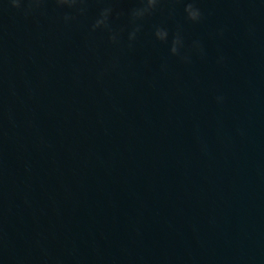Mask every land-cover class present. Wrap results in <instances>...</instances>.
Here are the masks:
<instances>
[{"label": "water", "instance_id": "water-1", "mask_svg": "<svg viewBox=\"0 0 264 264\" xmlns=\"http://www.w3.org/2000/svg\"><path fill=\"white\" fill-rule=\"evenodd\" d=\"M186 2L0 0V264H264V0Z\"/></svg>", "mask_w": 264, "mask_h": 264}, {"label": "clouds", "instance_id": "clouds-1", "mask_svg": "<svg viewBox=\"0 0 264 264\" xmlns=\"http://www.w3.org/2000/svg\"><path fill=\"white\" fill-rule=\"evenodd\" d=\"M46 2L47 0H24V15H29L34 12H40V14H43V5ZM52 2L57 8H66L70 10L69 12H65V14L62 16V20L65 24L75 20L76 16H83L87 11L86 4L88 0H52ZM162 2L163 0H138L139 6L132 8L129 11V31L127 33L129 48H131L132 43L137 37V34L142 29V24L139 22L143 21L147 16H150L153 12H155ZM8 3H10L11 7L13 8H21V0H8ZM113 12L114 9L111 6L102 8L99 11L96 19L91 24V31H96L97 29L105 30L108 33L109 42L112 44H119L120 32H122L123 29H120L119 31L112 29L110 25V19L113 16ZM184 13L187 21L198 23L202 19V12L196 6L195 0H187L184 6ZM116 15L119 14L117 13ZM220 34H222V32ZM152 35L155 40L168 44L169 54L171 56H178L182 62L190 63L189 54L186 52L182 53L181 51L183 49V37L179 27L173 34L170 41L168 30L164 27H155ZM191 50L203 55V48L198 40L192 42ZM161 67L163 69L166 67V65H162ZM222 100V97H217L218 102H222Z\"/></svg>", "mask_w": 264, "mask_h": 264}]
</instances>
